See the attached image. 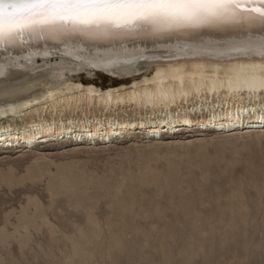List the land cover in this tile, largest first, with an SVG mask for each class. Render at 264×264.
Segmentation results:
<instances>
[{"label": "rangeland", "instance_id": "374dc122", "mask_svg": "<svg viewBox=\"0 0 264 264\" xmlns=\"http://www.w3.org/2000/svg\"><path fill=\"white\" fill-rule=\"evenodd\" d=\"M92 74L83 71L70 81L106 89L143 75L123 80L101 72ZM8 98L13 99L5 96L0 102ZM116 113L119 117L134 115L129 110ZM96 114L102 117L105 113ZM70 116L82 118L79 111H67L64 118ZM46 118L50 116L46 114ZM241 128L232 134L193 130L158 134V138L118 135L109 144L98 139L92 143L67 139L27 148L21 144L0 148V264H260L264 259V131L245 133ZM53 169V179L72 181L68 200L102 206L103 214L92 221L85 213L75 235L32 240L30 234L40 213L27 198L21 205L24 190L13 188L18 183L15 173L22 170L51 176ZM221 170L234 174L244 190L252 193L250 208L248 202L229 199L221 207L217 200L218 215L181 213L184 222L179 242L136 247L121 242L125 229L134 231L136 218L129 210L153 178H162L166 196H176L179 202L188 195L180 191L182 184L196 185L210 171ZM235 225L239 229L233 236ZM204 231L207 237L202 235Z\"/></svg>", "mask_w": 264, "mask_h": 264}, {"label": "bare ground", "instance_id": "6f19581e", "mask_svg": "<svg viewBox=\"0 0 264 264\" xmlns=\"http://www.w3.org/2000/svg\"><path fill=\"white\" fill-rule=\"evenodd\" d=\"M240 38L245 42L235 47L199 48L184 39L143 36H76L64 42L25 38L0 48V99L13 97L0 102V148L67 139L109 144L118 135L156 138L193 130L264 131L255 127L264 125L259 33ZM83 71L123 80L143 75L100 89L70 81ZM32 89L37 93L29 94ZM95 110L109 115L98 117ZM125 110L133 111V117L116 113ZM67 111H79L82 118H64Z\"/></svg>", "mask_w": 264, "mask_h": 264}, {"label": "snow or ice", "instance_id": "6c2138e0", "mask_svg": "<svg viewBox=\"0 0 264 264\" xmlns=\"http://www.w3.org/2000/svg\"><path fill=\"white\" fill-rule=\"evenodd\" d=\"M259 33V55L264 59V0H7L0 2V48L25 38H48L58 42L72 37L88 40L143 36L154 40L184 39L197 48L223 45L235 47ZM26 59L31 62L30 57ZM33 173L17 170L18 183L24 190L21 205L27 198L40 213L31 239L41 242L62 234L75 235L87 213L95 221L103 214L102 206L68 200L73 190L70 178L53 179L55 170ZM182 197H167L164 180L152 179L137 198L129 214L135 217L134 231L125 229L121 241L129 247L179 242L186 213L191 217L218 215L215 201L225 199L248 202L245 191L234 174L227 170L210 171L196 185L182 184ZM227 223V217L225 216ZM239 226L235 225L234 236ZM224 232V229H221ZM228 235L229 233H225ZM204 237L208 232L202 233ZM215 264V262H209ZM260 264H264V259Z\"/></svg>", "mask_w": 264, "mask_h": 264}, {"label": "water", "instance_id": "95a60500", "mask_svg": "<svg viewBox=\"0 0 264 264\" xmlns=\"http://www.w3.org/2000/svg\"><path fill=\"white\" fill-rule=\"evenodd\" d=\"M255 127H256V128H261V127L263 128V127H264V125H261V126H255Z\"/></svg>", "mask_w": 264, "mask_h": 264}]
</instances>
